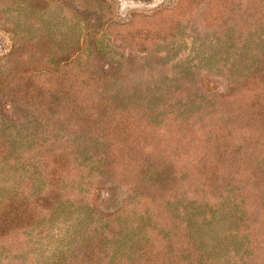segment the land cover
Masks as SVG:
<instances>
[{
  "label": "rangeland",
  "instance_id": "obj_1",
  "mask_svg": "<svg viewBox=\"0 0 264 264\" xmlns=\"http://www.w3.org/2000/svg\"><path fill=\"white\" fill-rule=\"evenodd\" d=\"M0 264H264V0H0Z\"/></svg>",
  "mask_w": 264,
  "mask_h": 264
}]
</instances>
